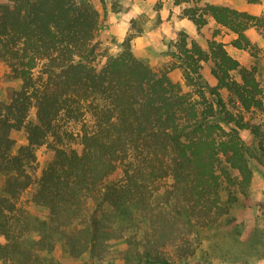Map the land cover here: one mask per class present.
Instances as JSON below:
<instances>
[{"label":"trees","instance_id":"16d2710c","mask_svg":"<svg viewBox=\"0 0 264 264\" xmlns=\"http://www.w3.org/2000/svg\"><path fill=\"white\" fill-rule=\"evenodd\" d=\"M191 1L184 15L198 28L213 18L234 33L236 48L255 46L250 28L264 33L262 14L174 3ZM98 22V9L85 0H0V62L22 81L0 104V264H51L57 246L83 264H104L118 239L127 244L124 264H181L194 252L191 236L229 224L250 188L241 130L264 152V123L245 117L264 115L255 67L242 65L223 42L211 39L205 50L181 30L175 46L186 83L203 79L196 91L134 54L132 35L97 68ZM203 63L211 64L205 78ZM221 89L241 112L227 108ZM31 108L36 121L27 119ZM70 122L81 125L77 133L64 127ZM22 128L28 144L16 150L10 133ZM50 137L54 157L32 194L47 209L41 216L18 202L34 182L26 164ZM76 137L80 150L72 146Z\"/></svg>","mask_w":264,"mask_h":264},{"label":"rangeland","instance_id":"374dc122","mask_svg":"<svg viewBox=\"0 0 264 264\" xmlns=\"http://www.w3.org/2000/svg\"><path fill=\"white\" fill-rule=\"evenodd\" d=\"M85 1L90 2L96 9H98L95 4L96 2L98 4L102 2L104 9L106 7L105 0ZM116 1L109 0L114 10L117 9ZM213 1L215 0H201L198 1V5L202 6L205 2L217 3ZM218 1L222 2V0ZM249 1L257 2L258 0ZM194 4L193 1L181 4L180 11L182 14L180 17L189 19L184 15V10L187 7L194 6ZM160 5L161 1L158 0L155 3V8H159ZM102 13L103 11H101L100 5L98 30L95 40L98 46V54L94 63L97 68H100L105 63L106 51L111 55H118L124 49L123 41L120 42L114 33L106 31V16L102 15ZM161 21L159 17L154 16L153 18H149L146 14H140L133 18L127 34V36L132 35L130 42L131 49L134 54L146 60L155 70L165 71L174 82L181 84L183 90L190 91L193 89L196 91V88L198 89V85H201L200 83L203 79H198L195 87L186 83L182 59L179 58L180 52L175 46L179 31L174 39L168 36L169 31H165V34L162 36L158 33V35L153 33L152 41L155 42H153V45L144 42H140L139 44L134 42L137 36L144 34L147 29L153 30ZM255 29L252 33L256 31L259 35L254 41L255 46L249 50H234L232 48V40L235 35L228 29L219 27L217 24L207 23L201 28L197 27L196 40L205 50H208V42L211 39L223 42L226 49H229L239 59L242 65L248 68L255 67L257 79L264 88V33L257 28ZM172 30L176 31V28L173 26ZM156 35L160 37V42L155 40L157 39ZM190 36L193 35L189 34V38ZM210 69V63H203L200 73L204 78L210 75ZM21 83L22 81L20 79L12 78L9 74V68L3 62H0V104L10 102L11 93L19 89ZM221 93L227 102V108L229 110L235 113L242 111L239 102L234 103L229 100V93L226 89H221ZM245 117H253L255 122L264 123V115L259 111L245 113ZM27 119L37 120L35 108H31ZM221 124L226 130L229 129L225 123L221 122ZM64 127L72 130L75 134L81 128V125L70 122L65 124ZM240 134L248 145V158L253 170L250 188L246 195L240 194V199L232 208V220L229 224H222V226H216L214 228L199 229L197 235L193 234L191 236L192 243L195 246L194 252L182 260L181 264H264V152L259 149L258 140L250 130H241ZM10 136L15 140L16 150L20 146L28 144L25 128L12 130ZM53 143L54 139L50 137L47 144L36 147L34 150L35 159L26 164L27 172L32 176L34 182L22 192L18 204L25 206L36 215H47V209L45 207L37 205L32 201V194L35 190V181L38 180L43 169L54 157L55 152L51 146ZM72 146L79 150L81 149V145L78 143V137L72 141ZM4 181L5 176L0 173V192ZM3 241L4 237L0 234V243ZM109 248L110 252L103 260V263L124 264L123 256L124 251L127 249L125 241L123 239L112 240ZM165 250L173 258L178 259L177 250L174 246L166 247ZM51 260V264H83L81 259L63 255L59 246L55 248Z\"/></svg>","mask_w":264,"mask_h":264},{"label":"crops","instance_id":"0c3cea01","mask_svg":"<svg viewBox=\"0 0 264 264\" xmlns=\"http://www.w3.org/2000/svg\"><path fill=\"white\" fill-rule=\"evenodd\" d=\"M157 1L158 0H117L116 10L112 8V3L109 2V0H105V9L102 6V2H100L99 4L98 2H96L95 4L99 11L101 5V11H103L102 15L106 16V31L114 33L118 37V40L120 42H122L126 38L128 31L130 30L131 20L140 14H146L149 18H153L154 16H156L159 17L162 21L158 26H156V28H153V30L147 29L144 34L137 36L134 39V42H136L137 44H139L140 42H144L153 45L154 41H152V34L158 33L162 36L163 34H165V31H169L168 36L171 39H174L177 36L178 31L183 30L188 35H193L190 36V39L196 40L197 26L186 17H180V15L182 14L180 11L181 4L176 5L174 3V0H160V7L155 8V3ZM213 2L228 5L239 10H245L253 14H264V0H258L257 2H250L249 0H222V2H219L218 0H215ZM208 23L217 24L216 21L211 17L209 18ZM173 26L176 28V31L172 30ZM218 26L222 27L220 25ZM254 30L256 29L250 28L248 30V34L253 39V41H255V39L259 35L258 33H256V31L255 33H252ZM232 34L234 35V33ZM157 35V39L155 40L157 42H160V37ZM232 48L237 51L240 50L233 45ZM228 52L232 56H234V54L231 53L229 49Z\"/></svg>","mask_w":264,"mask_h":264}]
</instances>
